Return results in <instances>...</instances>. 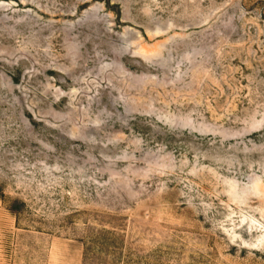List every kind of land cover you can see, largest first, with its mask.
I'll return each mask as SVG.
<instances>
[{"label":"rangeland","instance_id":"374dc122","mask_svg":"<svg viewBox=\"0 0 264 264\" xmlns=\"http://www.w3.org/2000/svg\"><path fill=\"white\" fill-rule=\"evenodd\" d=\"M0 264H264V0H0Z\"/></svg>","mask_w":264,"mask_h":264}]
</instances>
